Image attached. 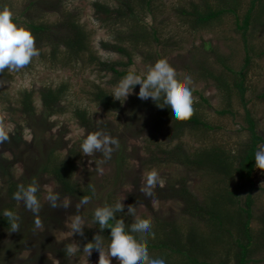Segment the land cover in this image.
<instances>
[{
  "label": "rangeland",
  "instance_id": "rangeland-1",
  "mask_svg": "<svg viewBox=\"0 0 264 264\" xmlns=\"http://www.w3.org/2000/svg\"><path fill=\"white\" fill-rule=\"evenodd\" d=\"M31 1L33 0H0V7H10L14 15L21 22L26 23L51 25L60 19L63 13H69L86 30L92 52L100 59L121 62L122 65L118 68L129 72L144 73L158 59L166 57L176 69L181 83L184 82L185 76L191 78L197 112L210 128L204 133L200 130L192 133L185 131L179 139H170L169 133L172 127L169 121H159L147 107L140 105L144 100L136 95L139 92V85L135 86L126 101L121 103L117 100L120 103L118 109L103 110L89 100L88 92L91 84L99 85L111 93L122 77L116 78L111 72L99 71L95 66L83 62L64 65L61 59L52 61L46 53L50 49L48 45L43 41L36 42L42 53L33 58L32 63L20 71L6 69L9 76L0 77V114L5 117V123L12 128V132L16 133L17 124L22 125L23 132L19 139L13 141L9 139L0 144V152L5 158V162L0 161V164L11 166L13 177L19 180L30 168L31 161L27 157H31L36 150L30 145L34 130L31 133L30 128L25 127L23 116L16 110L19 108L20 93L24 90L33 91V101L36 113L39 115L41 105L37 89L41 86L54 87L60 83L65 84V96L58 106V111L45 120L49 127H44L42 140L47 145L55 143V147L58 148L57 153L62 156H65L68 150H73L71 160L76 165L73 178L79 184L92 183V186H95V196L88 205L82 206L79 210L76 207L79 200L60 196L58 204L62 205L64 198H68L71 201L70 206L52 208L46 197L49 189L57 192L56 186L49 175L41 174L38 184L42 205L39 218L42 227L37 229L34 224V228L22 239L23 247L18 245L19 250L13 249L17 231L0 230V258L3 259L1 264H99V253L88 256L82 251L83 246L80 243L82 235H72L71 219L79 214L85 221L84 228L90 227L88 215L96 207L122 199L124 210L121 214L129 223L134 222V217L124 213L127 212L129 205H133L136 208V215L148 220L153 228L157 220L177 222L184 227L196 221L198 230H205L204 222L198 216H194L193 212L187 211L180 199L171 195L172 191L165 182L170 177L184 174L190 192L199 200L202 199L203 188L211 183V178L197 174L192 169L185 170L184 167L175 166L172 162L154 165L149 162L148 150L176 149L179 145L191 153L204 146H222L236 154L248 138L244 119L245 108L250 111L256 130L264 132V96L261 95L264 88V53L262 52L264 0L258 1L262 12L254 13L256 15L253 18L254 22L250 23L245 34L250 64L246 74L247 90L244 100L235 93H232L227 100L224 92L217 89L214 81L205 77L204 70H201L200 66H205L209 68L208 71L212 70L216 74L223 71L225 77L229 72H225L216 62L218 57H223L232 70L241 67L245 47L235 20H241L249 0H237L238 4L234 7L235 14L225 13L219 19L211 20L202 27H193L189 18L181 14V9L189 11L192 5L203 7L205 3L214 6L217 0H152L149 8L143 6L138 10L136 7L137 22L149 32L155 30L156 39L148 37L147 41L139 43L125 39L121 44L129 51V63L128 55L104 50L100 46L102 41L119 43L118 38L127 37L128 31L119 24L111 26L106 25L107 22H101L92 6L94 1H98L116 7V0H47L44 5L41 4L42 0H36L35 4L30 3ZM76 107L86 111L93 127L102 129L104 126L106 132L119 139L126 159L121 161V165L115 162L114 153L111 160L99 163L103 160L102 154L96 153L89 157L80 152L81 141L89 132L73 117L72 110ZM223 108L230 110L231 114L217 113ZM131 113L132 116H129ZM151 169L158 171L164 180V186L157 187L153 191V198L149 199L141 188L145 182L146 172ZM252 178L254 189L251 191L250 227L255 235L261 226L264 227V169L255 166ZM0 187H2L1 180ZM2 190L0 189V192ZM239 190L238 202L233 205L234 208L243 206L247 184ZM17 205V212L24 210V205L20 201ZM227 238L225 237L223 241H227ZM71 243H78L81 247V251L73 256L67 254L60 256L49 249L65 247ZM215 251L217 254L212 260L223 258L222 256L227 254L226 243L223 246L219 244ZM153 253L155 252L149 250V255ZM4 256L7 258H2ZM110 260L111 264H120L115 257ZM247 264H264V248L256 249Z\"/></svg>",
  "mask_w": 264,
  "mask_h": 264
},
{
  "label": "trees",
  "instance_id": "trees-1",
  "mask_svg": "<svg viewBox=\"0 0 264 264\" xmlns=\"http://www.w3.org/2000/svg\"><path fill=\"white\" fill-rule=\"evenodd\" d=\"M116 1V7H110L98 1H94L92 6L97 18L101 22H107L106 25L111 26L119 24L120 27H124L128 31L127 37L118 38L119 43L102 41L100 42V46L104 50L128 55L129 63V51L121 44L125 39L132 43L145 42L148 40V37L156 39V31L153 29L150 32L147 31L137 22L138 18L135 13L136 7H138V10L143 6L149 8L152 0ZM258 1L249 0L248 7L244 11L241 20H235L237 30L241 31L245 47V55L241 67L238 70H232L223 57H218L216 62L220 64L225 72H229V75L225 77L223 71L216 74L212 70L208 71L207 69L209 68L200 66V69L204 70L203 74L205 77L214 81L217 89L224 92L227 100L232 93L237 94L241 100H244L247 90L245 80L250 64L245 34L250 23L254 22L253 18L256 16L254 13L262 12ZM47 2V0H42L41 4L44 5ZM30 3L35 4L36 0ZM237 4V0H217L214 6L205 3L203 7L192 5L189 11L181 9V14L189 18V22L193 27H202L211 20L219 19L225 13L235 14L234 7ZM108 19L111 21L109 22ZM255 20L257 19L255 18ZM27 24L33 32L36 42L43 41L48 45L50 49L46 53L52 61H59L61 59L64 65L83 62L87 65L95 66L99 71L111 72L116 78L124 77L129 73L126 69L118 68L121 67V62L100 59L92 52L86 30L69 13H63L61 18L51 25L34 22H28ZM262 52L264 53V50ZM8 76L9 74L6 69L3 73H0V77ZM65 92V84L61 83L54 87H39L37 89L41 105L39 115L36 113L33 91L24 90L20 93L19 108L16 110L23 116L26 122L25 127L30 128L31 133L34 130L30 145L36 150L31 157H27L31 161V164H29L30 168L19 180L13 177L12 171H10L11 166L0 164L2 173H0V180L2 182L0 189L4 190L0 192V214L5 209H10L15 211L20 217V231H17L15 243L13 242L15 248L13 249L19 250L18 245L22 246V239L34 228V215L31 211L24 207V210L17 212V203L19 201L13 199V193L17 190L19 184L26 185L33 179H36L38 182L41 174H47L54 181L57 193L62 197L80 200L83 195H92L89 187L92 186V183L79 184L73 178L76 166L71 160V156L74 154L73 150H68V153L62 156L57 153L58 148L55 147V143L47 145L42 140V132L46 127H49V125H46L45 120L58 111V106L64 98ZM88 95L90 102L100 106L103 110H116L120 106V103L99 85L91 84ZM261 95L264 96V88ZM140 105L147 107L150 112L155 114L156 119L159 121H169L172 127L169 138L172 140L179 139L185 131L192 133L200 130L204 133L205 130L210 128L197 112L196 104L193 105L194 113L192 117L183 121L174 120L167 108L157 107L151 99L144 100V102L141 101ZM217 113L231 114V111L223 108L217 111ZM72 115L79 125L89 133L97 130L96 126L93 127V123L85 110L76 107L72 110ZM129 116H132V113ZM244 119L247 125L248 138L244 146L236 151V154L229 152L228 149L222 146H204L191 153L185 151L179 145H177V150L174 148L166 150L156 148V151L148 150L149 162L154 165L172 162L175 166L184 167L185 170L189 168L197 174L199 173L211 178V183L203 188L202 199L199 200L190 192L187 186V178L184 174L166 179L165 184L172 191L171 195L180 199L187 211L193 212L194 216H198L204 222L206 229L199 231L196 221H192L190 225L184 227V225L177 222L157 220L155 227L152 229L156 234L155 238L149 237L146 244L148 251L155 252L152 255L150 254V256L153 258L163 257L167 260V264H247L256 249L262 250L264 248V227L261 226L255 235H253L250 227L252 218L251 191L254 189L252 178L255 168L254 156L257 150L264 148V132L256 130L255 121L247 108H245ZM102 129L104 130V126H102ZM15 131L16 133L12 132L10 134L12 141L22 136V125L17 124ZM13 143L15 146V142ZM121 149L122 146L120 145L119 149L113 152L114 160L119 165L125 159ZM4 160L5 158L0 152L1 163L5 162ZM245 184H247V192L244 197L243 206L234 208L233 205L238 202L239 189H242ZM92 187L95 188V186ZM37 195L38 197L40 196L39 192ZM20 203L23 205L22 201ZM122 216L121 213L117 214L118 218ZM88 220L91 222V226L84 228L80 242L82 246L92 240L95 234L100 233L98 225L93 222V212L88 215ZM124 220L126 226L131 224L127 219ZM0 230L11 232L7 219L2 215H0ZM110 231V229L106 228L103 233H100L104 238L105 246L109 243ZM232 231L234 234H232ZM225 237L228 238L224 242ZM225 243L227 254L225 253L226 255L218 260H212L213 256L217 254L215 248L219 244L223 246ZM49 249L53 253L55 251L60 256L66 254L65 247H51ZM12 251L16 252L17 250ZM36 251H38V248ZM96 253L99 252L93 250L91 256ZM2 258L6 259L7 257L4 256ZM1 261L3 259L0 258V264Z\"/></svg>",
  "mask_w": 264,
  "mask_h": 264
},
{
  "label": "clouds",
  "instance_id": "clouds-1",
  "mask_svg": "<svg viewBox=\"0 0 264 264\" xmlns=\"http://www.w3.org/2000/svg\"><path fill=\"white\" fill-rule=\"evenodd\" d=\"M40 55V50L36 46V39L26 22H21L10 7H0V73L5 69L9 71H20L32 63L33 58ZM136 85H139V92L136 93L139 99H151L157 107L167 108L174 120H188L194 113V89L191 87V78L184 77L181 83L178 79L176 69L169 63L166 57L158 59L144 73L137 74L129 72L122 77L110 93L114 99L121 103L127 100L133 93ZM12 128L5 123V117L0 114V144L10 139ZM120 141L117 137L103 129H97L87 134L80 144V152L89 157L96 153L103 156L99 163L111 160L113 152L119 149ZM255 166L264 169V148L255 152ZM96 162V161H95ZM97 163V162H96ZM101 170L102 169H98ZM144 185L141 191L149 199L153 198V191L157 187L164 186V180L158 174L156 169L146 172ZM92 195L81 196L77 209L90 203L95 195V188L89 186ZM39 184L36 179L25 184H19L17 190L13 193V199L22 201L24 207L31 211L35 217V228L42 227L39 218L41 210V201L38 197ZM52 208L63 206L68 208L71 201L64 198L62 205L58 204L60 200L59 193L49 189L46 197ZM122 200H117L111 204L98 206L93 211V222L98 225L100 233L104 229H110V240L105 248L104 238L100 233L94 235L93 239L84 244L82 251L88 256L93 250L99 252V264H111L110 258L115 257L120 264H167L163 257L153 258L149 255L146 246L149 237L155 238L153 225L146 219L136 215V208L129 205L128 216L134 217V222L130 225L125 224L123 217H117L118 213L124 210ZM8 221L11 232L20 231V217L10 209H5L2 214ZM85 221L83 217L76 214L71 219V233L83 235ZM139 239H138V238ZM81 251L78 243H71L65 246V252L73 256Z\"/></svg>",
  "mask_w": 264,
  "mask_h": 264
}]
</instances>
